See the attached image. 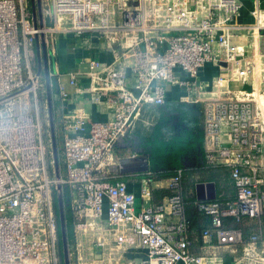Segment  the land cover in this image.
Here are the masks:
<instances>
[{"label":"built area","instance_id":"2783aa9c","mask_svg":"<svg viewBox=\"0 0 264 264\" xmlns=\"http://www.w3.org/2000/svg\"><path fill=\"white\" fill-rule=\"evenodd\" d=\"M41 1L44 28L34 24L31 0H0V264H62L58 185L73 222L71 264H264V10H252L256 23L248 25L238 21L240 0ZM249 32L250 53L236 41ZM41 35L60 101V180L44 129ZM87 35L104 41L109 60H92L63 82L59 37ZM207 66L227 75L211 90L200 84ZM80 79L89 86L80 88ZM176 88L200 109L206 166L229 169L235 190L233 200L195 202L210 220L204 255L190 248L182 171L169 180L170 196L152 206H139L116 173L119 140L147 124L145 110L165 105ZM75 93L106 103L110 119L72 108ZM151 182L142 198L151 197ZM249 222L256 230L247 235Z\"/></svg>","mask_w":264,"mask_h":264},{"label":"crops","instance_id":"0c3cea01","mask_svg":"<svg viewBox=\"0 0 264 264\" xmlns=\"http://www.w3.org/2000/svg\"><path fill=\"white\" fill-rule=\"evenodd\" d=\"M243 7L241 15L238 19L239 23L254 25L256 20L253 18L251 12L256 7L264 10V0H240ZM237 43L244 46L250 53L251 50V32L238 38ZM40 47L41 44L39 43ZM57 64L63 73L61 80L67 82L68 74L72 72L86 71L88 64L92 60L108 61L110 54L107 52L104 41L95 35H87L81 38L74 36H60L57 42ZM218 76L226 77V73L222 72L216 67L207 66L200 74V84L208 90L212 89V80ZM80 88H87L89 82L86 79H80ZM232 88H242L243 85L231 83ZM172 90V89H171ZM74 94V93H73ZM185 94L179 89H174L168 93L167 102L161 107H149L145 110V116L148 123L138 124L134 131L123 141L117 143L116 149L119 155L124 157L136 156L133 149L137 152H142L149 158L151 169V158L153 152L162 146L164 143L171 141L179 136L175 135L174 127H185L186 130L182 133L187 138V145L190 146L193 153V162L198 164L197 169L190 171V176L184 180L183 195L189 193L194 203L199 200L197 186L200 184H213L216 190V198L221 200H233L235 198V190L232 179L230 177L229 169L225 167L209 168L205 163L203 143V126L201 120L200 109L197 105L185 101ZM184 98V99H183ZM59 111L60 101L57 97ZM72 108L85 109L88 116L94 121L105 122L110 119L109 109L106 103L102 102L95 104L90 100L88 94L75 93L69 102ZM61 115V111H60ZM135 136V138H133ZM187 164H193L189 162ZM201 169V170H199ZM150 173H139L131 175L117 174L119 179L128 183L129 190L137 197L139 206H152L163 203L170 196L169 180L162 179L152 181L148 186L152 191L150 198H142V190L145 187V180ZM184 197V196H183ZM205 199L202 201H213L207 198V191L204 192ZM214 199V200H215ZM189 216L192 219L194 228L210 227V220L204 216L199 217L195 214L192 208H189ZM232 222L229 221L231 225ZM237 226L236 224L232 225ZM189 233V240L191 244V251L197 255H204L206 250L203 249V240L201 230L198 233L194 229ZM256 230L254 222H249L245 225L246 234H250ZM216 244V240L213 241ZM225 257V262L229 263L231 260L227 257L228 254L222 252Z\"/></svg>","mask_w":264,"mask_h":264},{"label":"water","instance_id":"95a60500","mask_svg":"<svg viewBox=\"0 0 264 264\" xmlns=\"http://www.w3.org/2000/svg\"><path fill=\"white\" fill-rule=\"evenodd\" d=\"M32 11L34 16L35 26L44 28L45 21L42 9L41 0H31ZM41 44V47L39 45ZM38 60H39V73L43 74L46 84V99L48 105L49 113V126L51 132V145H52V154L54 162V175L57 180L61 179L62 176V166L59 159L58 151V142H57V125L55 120V104L53 94L56 92V87L53 85L52 79L50 77V67H49V54L47 50L46 38L44 35H41L38 38L37 44ZM136 94H139L135 90ZM135 138V136H133ZM121 138L119 140L123 141ZM133 152L137 154L132 157H124L121 159L119 166L116 168V173L121 175H131L139 173H148L150 171L149 158L142 152H136L133 149ZM198 198L199 200H204V192L207 191V198L209 200H214L216 198L215 186L211 183L209 184H200L197 186ZM65 199L63 188L61 185L56 187V207L59 215L60 223V234H61V244H62V255L60 257L62 264H71L70 252H69V236L67 230V220H66V211H65Z\"/></svg>","mask_w":264,"mask_h":264},{"label":"trees","instance_id":"16d2710c","mask_svg":"<svg viewBox=\"0 0 264 264\" xmlns=\"http://www.w3.org/2000/svg\"><path fill=\"white\" fill-rule=\"evenodd\" d=\"M54 104H55V120L57 125V142H58V151H59V159L60 164L62 166V139L60 135V121L61 115L59 111V105L56 93L53 94ZM59 125V126H58ZM61 128V127H60ZM193 149L187 145V138L183 135L172 139L169 142L164 143L162 146L157 148L152 155L151 158V169L150 173L147 175V178L151 181L162 180V179H171L178 174V171H182V186L184 184V180L190 176V171L198 168V164L193 162ZM193 162V164H187V161ZM201 170V169H199ZM230 171V170H229ZM171 193V192H170ZM184 201L186 204V214L189 221V233L195 231L198 233L199 231H203L206 228H194V224L192 222L191 217L189 216V208H192L195 214L199 217H204V215L198 210L196 204L193 199L190 198L189 193H185ZM56 203V196H55ZM65 211H66V220H67V230L69 236V244L72 245L74 243V231H73V222L70 215L69 207L67 200H65ZM57 214V223H58V236H59V256L62 255V244H61V234H60V223H59V215L56 207Z\"/></svg>","mask_w":264,"mask_h":264},{"label":"rangeland","instance_id":"374dc122","mask_svg":"<svg viewBox=\"0 0 264 264\" xmlns=\"http://www.w3.org/2000/svg\"><path fill=\"white\" fill-rule=\"evenodd\" d=\"M45 92L46 91H43V93H42V95L44 96V98H45V96H46V94H45ZM43 98V99H44ZM59 126V125H58ZM45 132H46V134H47V136H50L51 135V132H50V126H48V124L47 125H45ZM59 129H60V135H61V139H62V132H61V128H60V126H59ZM62 174H63V171H62Z\"/></svg>","mask_w":264,"mask_h":264},{"label":"flooded vegetation","instance_id":"af4514ba","mask_svg":"<svg viewBox=\"0 0 264 264\" xmlns=\"http://www.w3.org/2000/svg\"><path fill=\"white\" fill-rule=\"evenodd\" d=\"M174 129H175L174 133L177 136L182 135V133L186 130L185 127H181V126H176V127H174Z\"/></svg>","mask_w":264,"mask_h":264}]
</instances>
